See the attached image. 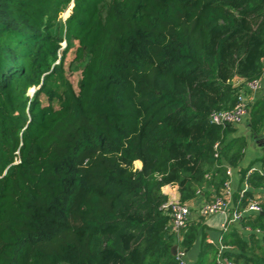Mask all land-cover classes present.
Segmentation results:
<instances>
[{"label": "trees", "instance_id": "16d2710c", "mask_svg": "<svg viewBox=\"0 0 264 264\" xmlns=\"http://www.w3.org/2000/svg\"><path fill=\"white\" fill-rule=\"evenodd\" d=\"M263 71L264 0H0V264H177L205 216L176 240L163 187L212 201L227 167L246 176L247 137L209 118L240 94L264 167V91L246 85ZM225 234L231 264H264L256 234Z\"/></svg>", "mask_w": 264, "mask_h": 264}, {"label": "crops", "instance_id": "0c3cea01", "mask_svg": "<svg viewBox=\"0 0 264 264\" xmlns=\"http://www.w3.org/2000/svg\"><path fill=\"white\" fill-rule=\"evenodd\" d=\"M260 88L258 91L254 93V95L260 94V92L264 91V71L262 76L259 79ZM237 134L243 135L247 137V146L243 150L244 154L239 162V167L241 168H255V171H258L260 174L264 175V167L260 166V162H258L257 158L260 154V142L262 139L259 138H251L248 135V130L243 124L237 125ZM230 174L229 179L227 181V187L230 190V203L233 202L232 193L235 192L237 189H240V195H245L246 204L250 201H256L261 203L264 201V186L263 187H252L247 185V188L244 190V180L246 176L242 179L241 174L239 172L238 167L233 168L229 167ZM246 171V173H247ZM251 172V173H253ZM250 173V174H251ZM249 174V175H250ZM248 175V176H249ZM242 179V180H241ZM164 193H168L170 198L179 197V192L174 186L166 185L163 187ZM213 196V195H212ZM211 197V196H210ZM208 201V199L204 196H198L192 201L188 202L191 207V212L189 215V219L195 216L198 213L199 206L204 202ZM240 203V202H239ZM245 205V204H244ZM260 205V204H259ZM229 204V208H230ZM247 206V205H246ZM246 208V207H245ZM243 208L241 211V215L238 219L234 221H226V217L223 214H215V215H208L203 218V227L199 230L197 239L195 240L192 247L188 250H185V261L187 264H194L198 261L202 260L203 262L206 260V255H204V251L207 246L212 245L216 247L218 250V257L221 259V264H230V260H228L224 256V251H231V252H240V248L237 246H227L223 243V237L226 235L225 232L229 229L232 230L234 226H237L238 233L243 236L244 239L249 238L251 234H256L260 238V245H264V232L260 231L259 228H251L250 226H244L243 222L245 221L247 216L254 217L257 212L245 210ZM260 210L259 212H261ZM264 212V211H263ZM262 213V212H261ZM264 214V213H262ZM231 238V237H230Z\"/></svg>", "mask_w": 264, "mask_h": 264}, {"label": "built area", "instance_id": "2783aa9c", "mask_svg": "<svg viewBox=\"0 0 264 264\" xmlns=\"http://www.w3.org/2000/svg\"><path fill=\"white\" fill-rule=\"evenodd\" d=\"M247 87L251 91V96L254 95L256 91L260 88L259 79H252L246 83ZM248 114V107H247V98L240 94L238 96V100L235 103V105L231 109H222V110H216L213 111L209 118L210 122L218 125H227V124H234L239 125L242 124V122L245 120L246 116ZM218 143H214V156L217 157L218 155ZM255 170V168H250L247 173L246 177ZM227 174H230V169L227 167L226 169ZM244 184V190L247 188V181L246 179L243 182ZM226 191L225 195L220 197H215L212 201H204L198 209V213L208 216V215H215V214H223L226 217V221H234L238 219L241 215V211L237 209H230V190L227 187L226 182ZM167 200L161 205L162 208L168 209L171 214V222H172V229L176 233V240H179V233L182 228H184L187 225V222L189 220V215L191 212V207L189 203L181 202L179 200V197L176 198H170L168 193ZM245 210L250 211H260L261 207L258 202L256 201H250ZM175 260L177 264H187L185 261V250L176 245L175 254H174ZM218 261L221 263V259L218 257ZM231 264V262H230Z\"/></svg>", "mask_w": 264, "mask_h": 264}, {"label": "rangeland", "instance_id": "374dc122", "mask_svg": "<svg viewBox=\"0 0 264 264\" xmlns=\"http://www.w3.org/2000/svg\"><path fill=\"white\" fill-rule=\"evenodd\" d=\"M104 1H107V0H104ZM67 13H68V11H66V12H64L63 14H62V16H64V17H66V15H67ZM71 55H69L68 56V59H71ZM80 69H75V72H73L72 73V75H71V79H72V82L74 83V86L76 87V85H77V80L79 79V77H80ZM35 91V88L34 87H31L30 89H29V94L30 95H32L33 94V92Z\"/></svg>", "mask_w": 264, "mask_h": 264}, {"label": "water", "instance_id": "95a60500", "mask_svg": "<svg viewBox=\"0 0 264 264\" xmlns=\"http://www.w3.org/2000/svg\"><path fill=\"white\" fill-rule=\"evenodd\" d=\"M261 212L264 213L263 211H261ZM175 249H176V245H173V246L171 247V253H172V255L175 254Z\"/></svg>", "mask_w": 264, "mask_h": 264}]
</instances>
